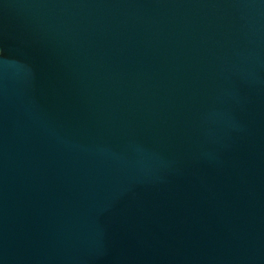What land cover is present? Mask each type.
Here are the masks:
<instances>
[{
	"label": "water",
	"instance_id": "obj_1",
	"mask_svg": "<svg viewBox=\"0 0 264 264\" xmlns=\"http://www.w3.org/2000/svg\"><path fill=\"white\" fill-rule=\"evenodd\" d=\"M0 264H264V0H0Z\"/></svg>",
	"mask_w": 264,
	"mask_h": 264
}]
</instances>
